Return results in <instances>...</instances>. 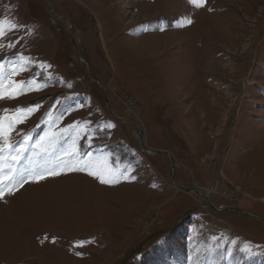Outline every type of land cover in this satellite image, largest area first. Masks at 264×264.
<instances>
[{"label":"rangeland","instance_id":"rangeland-1","mask_svg":"<svg viewBox=\"0 0 264 264\" xmlns=\"http://www.w3.org/2000/svg\"><path fill=\"white\" fill-rule=\"evenodd\" d=\"M0 21L5 87L36 81L0 116L40 105L11 133L17 172L75 148L129 177L64 171L0 199V264H264V219L176 186L133 126L179 184L264 218V0H0Z\"/></svg>","mask_w":264,"mask_h":264},{"label":"snow or ice","instance_id":"snow-or-ice-1","mask_svg":"<svg viewBox=\"0 0 264 264\" xmlns=\"http://www.w3.org/2000/svg\"><path fill=\"white\" fill-rule=\"evenodd\" d=\"M192 4L197 6H204L206 0H190ZM5 21H0V36L4 35L3 24ZM188 24L192 23V20L187 21ZM16 24H10V28L15 30ZM3 66L0 65V99L8 98L15 99L17 96L23 94L25 91L33 90V84L36 83L35 80L25 83L20 81L17 83L14 80L8 79L7 87L4 84V76L2 74ZM13 75L16 74L15 66H13ZM39 90V89H36ZM40 105L35 104L32 106H27L26 108L18 107L14 111L15 115H3L0 116V199H3L6 195L15 194L20 188L29 182H39L40 180L46 179L48 176H58L62 172H73V171H83L87 172L89 175L94 176L104 184H114L119 183L121 178L128 179L129 177L125 172H120L116 174V170L112 167L106 169H101L96 162L92 160H82L79 157L78 149L73 150V153H65V156L71 155L70 160H63L58 158L57 162L42 171L37 172L35 168L28 170L25 169L23 172L18 173L15 167L16 164L21 160L23 153L28 150L27 138L15 147L10 142L11 133L14 130V125L18 123H23L26 117H22L20 113L27 112L28 114L33 113L39 109ZM5 113L10 110L5 109ZM90 122H85L87 125ZM80 122H74L72 125H68L66 128L60 130L59 133L55 131H48L41 137L40 140L36 142L37 147H40L42 151L47 152L48 148L45 146L44 142L47 141L48 144L55 143L56 139L61 134H67L70 130L77 128ZM108 127H115V125L109 124ZM86 130V129H84ZM79 135V132L77 133ZM7 153V156H5ZM5 159L10 160L7 165L3 162ZM135 179V177H131ZM84 241L78 242L79 245H83ZM80 255V253H77Z\"/></svg>","mask_w":264,"mask_h":264},{"label":"water","instance_id":"water-1","mask_svg":"<svg viewBox=\"0 0 264 264\" xmlns=\"http://www.w3.org/2000/svg\"><path fill=\"white\" fill-rule=\"evenodd\" d=\"M53 12V9L51 10ZM53 15L56 16V17H61L57 14H55V12H53ZM61 18H65V17H61ZM66 20L69 21L68 18H65ZM74 44H77V42L73 39V37H71ZM93 79H95L96 81H98L100 84V80L97 78V77H93ZM102 86V85H101ZM108 99V98H107ZM108 104H109V100H108ZM114 114V113H113ZM115 115V114H114ZM138 131L139 133L141 134V145H142V149L147 152L148 154H151V155H156V154H166V155H169V157L172 159V170H173V173H172V181L174 184H176V186L186 190V191H189V192H196L197 194H201V190L199 189H196V188H192V187H187V186H184L182 184H179L176 179H175V174H174V171H175V167H176V162L174 161V157L172 155V153L168 150H165V149H155V148H152V147H147L145 145V140H144V137H145V131L143 130V128H141L139 125H133ZM207 201L209 199H206ZM209 204L213 207L214 210L218 211V212H222L223 210H226V209H230V210H235L237 212H240L242 214H245V215H248L250 217H254V218H257V219H264V218H260L258 216H255L251 213H248V212H244L242 209L238 208V207H231V206H215L213 205L211 202H209Z\"/></svg>","mask_w":264,"mask_h":264},{"label":"bare ground","instance_id":"bare-ground-1","mask_svg":"<svg viewBox=\"0 0 264 264\" xmlns=\"http://www.w3.org/2000/svg\"><path fill=\"white\" fill-rule=\"evenodd\" d=\"M194 188V187H193ZM197 189V188H196ZM201 196H203V198L205 199V201H207L206 199H209L207 202L209 203V201L212 200V197L214 196V193L216 192H209V193H205V190H201Z\"/></svg>","mask_w":264,"mask_h":264},{"label":"built area","instance_id":"built-area-1","mask_svg":"<svg viewBox=\"0 0 264 264\" xmlns=\"http://www.w3.org/2000/svg\"><path fill=\"white\" fill-rule=\"evenodd\" d=\"M214 189H218V183H217V185L214 187ZM227 193H229V192H226V194H227Z\"/></svg>","mask_w":264,"mask_h":264},{"label":"crops","instance_id":"crops-1","mask_svg":"<svg viewBox=\"0 0 264 264\" xmlns=\"http://www.w3.org/2000/svg\"><path fill=\"white\" fill-rule=\"evenodd\" d=\"M196 218H198V217L194 216V219H196Z\"/></svg>","mask_w":264,"mask_h":264}]
</instances>
